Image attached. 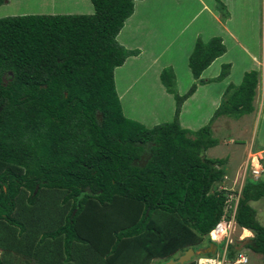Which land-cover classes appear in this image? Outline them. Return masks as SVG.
Listing matches in <instances>:
<instances>
[{"label":"trees","instance_id":"obj_1","mask_svg":"<svg viewBox=\"0 0 264 264\" xmlns=\"http://www.w3.org/2000/svg\"><path fill=\"white\" fill-rule=\"evenodd\" d=\"M135 1L91 0L95 22L87 37L54 55L51 47L25 53L26 16L0 24V264H161L202 246L221 219L229 191L216 188L226 160L206 155L218 144L212 125L220 116L252 113L259 72H245L241 84L226 89L208 124L183 128V103L209 82L203 72L227 51L221 36L199 37L189 56L195 81L185 94L177 92L172 67L161 72L176 99L174 119L153 127L131 121L114 72L139 53L117 38ZM217 8L228 15L222 0ZM50 18L41 35L50 44L61 20L70 30L78 23L67 20L83 19ZM230 69L224 64L213 81ZM262 197L264 176L250 179L236 220L254 233L245 246L264 256V226L250 204Z\"/></svg>","mask_w":264,"mask_h":264},{"label":"rangeland","instance_id":"obj_2","mask_svg":"<svg viewBox=\"0 0 264 264\" xmlns=\"http://www.w3.org/2000/svg\"><path fill=\"white\" fill-rule=\"evenodd\" d=\"M226 1L228 4H230V7L233 9L234 12L240 11L241 8H245L243 3L244 0H226ZM71 4L73 5L69 7ZM208 4L210 6H213L215 4L213 8L214 9L217 8V0H209ZM93 7L94 6L91 0H5V2H3L0 5V24L3 23L2 21H4V19H7L6 17L8 16H18V15L26 16L27 17L26 24L24 23L25 24L24 26L26 28V38H27L26 40L28 41L27 45L30 46L31 48L26 47L25 53L27 55L33 56V49L35 50L36 48H40L41 50L44 49L47 50L51 47L52 55H54L56 53H59L62 49H64L65 51H69L82 44L84 38L87 37L89 30L92 28L95 22L94 20L95 12ZM259 8H260V12H256L250 15L255 18L254 23L249 28V31L246 33L245 38L241 37V39L245 45H248V47L245 46V50L247 52H251V50H253L254 52H256L255 54L257 58L263 61L264 60L263 0H259ZM67 10L72 11L73 13H83L82 16H80L83 19L67 20L69 22L73 21L78 23L74 26L73 29L70 30L68 29V27H71L72 25H69L67 24V22L61 20L63 24H60V26L57 25L58 26L57 29L60 32V34H58L59 37L53 36L51 44L47 39H43V38L41 39V35H43L44 37L45 31L48 30L47 23H48V19L51 20L50 16L55 13H60ZM89 11L90 12L93 11L94 13H90L86 15V13ZM38 15L42 16V18H40L39 21H36L35 16ZM134 19L137 21V23L140 26H143L145 24L143 28L144 31L145 30L148 31L150 29L149 26L152 25L151 28L157 31L160 37L162 35L161 30H163V34L170 33V35H172L173 37L174 35H177V33L175 32H179L177 38L174 39L175 45L186 44L187 42L192 40L196 32H200L201 33L200 36L204 40H209L210 38L215 36L218 32H220V29H218V23L215 20V15L211 12V10L208 9V7H202V5L198 4L197 0H178V1L177 0H143L137 3V13ZM7 22L8 24H10L11 21L7 20ZM79 24L82 25L78 26ZM17 27H20V29L23 28L21 27V24L20 25L17 24ZM171 29H173L175 32H171L170 31ZM12 32L18 38L19 31L13 29ZM251 41L254 44L253 48L251 46ZM159 42L161 44L164 43L165 40H161ZM227 46L229 47L228 58L234 59L232 56H234L236 52L239 53V55L236 56L237 61L235 66V71H237V76L233 78L236 81L243 68V62L248 57V55L241 48H236L232 46L231 42L229 41L227 42ZM167 54L168 53H166V55ZM162 62L164 63L165 61ZM253 64L255 63H247L246 67L253 66ZM147 65L148 63L146 59L145 61H142L136 66H134V64L133 65L129 64L127 68H125L128 70L129 72L128 78H130V79L128 78L126 79L127 83L131 82L134 76L138 77L135 83L137 84L136 87H134V90L131 91V93L128 95L125 102L128 105H131L135 110H139L142 115L144 111H147L146 113L147 115L149 113L150 108L156 109L158 111L159 118L158 119L154 118V120L157 119V121L161 123L170 122L173 120V118L172 115L169 114L163 108L164 105L166 104V99L164 98L163 94L159 92V89L157 87H153L150 90L147 89L148 86L146 85V82L153 80L155 78V71H156L155 68L157 67V65L153 69H146ZM177 66H178L177 92L181 94H185L191 87L192 83L194 82V77L188 62L186 61L181 62ZM136 67H138V69H141L140 72L133 70ZM217 70H218L217 66L212 68L209 72H207L206 76H209L212 73H216ZM116 72H118V76H119L120 75L119 70H117ZM214 88L215 86L208 85L202 88L200 92L204 100L201 101L202 104L200 105L199 108L201 110H204V112H206V115L211 117H213L216 109L215 106L212 105L213 100H210V96L206 92L212 91ZM150 91H152L153 93ZM258 95H259V99L257 103V109L259 108L260 111L258 112L259 113L258 119L256 116L255 125L253 124L254 121H252V124L250 122V119H252L253 116L248 115L244 118V121L239 122L241 125L239 129L232 130L229 132L228 130L230 129H224V128L222 129V131L225 130L229 134H232V136L234 135V138L237 141V143H246V144L249 143L252 139L251 134L253 135V132L255 133L254 135H255V139L257 140V143H259L260 141L264 142V68L260 69V87L258 90ZM190 105L195 109V102H191ZM170 115L171 117H169ZM211 117H207V118H211ZM168 118L171 120L166 121ZM131 119L136 121V119L133 118ZM138 120L139 119H137V121ZM202 120L205 119H198L195 122V126L202 127L208 124V122L210 121V119H208L207 121L205 120V122L203 121V125H202L201 124ZM155 125H152L150 127H153ZM218 132L220 133L219 130ZM255 149L257 150L264 149V145L259 147L258 145H256ZM253 152H259V151H253ZM206 153H208L209 157H214L220 154V150H218L217 148L208 149ZM261 162L264 165V159ZM242 171L243 168L240 171V173ZM240 173H238V178L240 177ZM224 179L227 180L226 185L228 187H233V185L235 186L234 182L236 180L234 182L233 180H231L232 181L231 182L230 180H228L229 177L227 178V176L225 177V175H224ZM253 205L258 210L257 211L258 221L264 226V198L260 199L259 201H255ZM240 232L241 229L239 228L235 236V243L236 244L238 243L239 246H243L245 243L250 242L251 239L254 237L251 234L252 237L250 239L239 242L238 239L239 236L241 235ZM242 237H244V234H242ZM208 242H209L208 238H205L204 241L201 240L199 245L202 246H198L197 248L194 249L196 254L193 256L192 260H194L198 254L204 256L213 254L212 252H208L209 250L212 249V244L210 242L208 244ZM207 244L208 246L204 247ZM214 244L217 246V249H219V243H214ZM248 250L250 255H252L254 258H256L257 254L262 255V253H257L250 248H248ZM183 253H179V255H177L176 258L173 259H177ZM0 254L3 257L4 253L2 251H0ZM7 257L10 258L11 262H13V260L18 259L13 254H9V253L7 254ZM160 261L162 260L161 259L158 260V263H160ZM158 263H154V264H158ZM161 264H165V262ZM253 264H263L262 259L259 258L258 261L254 260Z\"/></svg>","mask_w":264,"mask_h":264},{"label":"crops","instance_id":"obj_3","mask_svg":"<svg viewBox=\"0 0 264 264\" xmlns=\"http://www.w3.org/2000/svg\"><path fill=\"white\" fill-rule=\"evenodd\" d=\"M141 1H143V0H136L135 1V11H134L133 15L126 21L125 26L123 27V29L121 30V32L119 33V35L117 37L119 43L121 45H123L125 48H127L129 50H138L139 53L137 55L129 56L122 66H119L115 69L114 79H115L116 92H117V95L119 96V99H120V102L122 105V112H123L124 116L133 122H137V123L141 122L143 125L150 127L152 125L161 123V122L157 121V119L159 118L158 111L156 109L150 108L149 113L147 115H146L147 111H144L143 115H142L139 110H135L131 105H128L125 102L128 95L131 93V91L134 90V87H136L137 84H135V83L138 79L137 76H134L132 81L127 83L126 79L129 76V72L125 68H127V66L129 64H132V65L134 64V66H136L139 63H141L142 61H145L146 59H147V63H148L146 69H153L157 65V67L155 68V70H156L155 71V78L153 80L146 82V85L148 86L147 89L151 90L153 87H157L159 89V92H161L163 94L164 98L166 99V104L164 105L163 108L169 114H171L172 118L174 119L175 111H176V99L172 93H169L167 91L166 87L162 83L161 72L166 67H172L174 69L175 76H176V88H177V83H178V66L177 65L179 63L185 62V61L189 63V56L193 50V47H194L196 40L199 37H201L200 36L201 33L196 32V34L192 38V40H190L186 44L175 45L174 39L177 38V35H179V32H175L173 29H171L170 31L177 33V35H174V37L172 35H170V33L163 34V30H161L162 35L160 37L159 34L157 33V31H155L151 28L152 25L149 26L150 29L148 31H146V30L144 31L143 28H144L145 24L143 26H140L137 23V21L134 19L136 16V13H137V3L141 2ZM197 1H198V4L202 5V7H208V9L211 10V12L215 15V20L218 23V29H220V32H218L215 36H221L223 38V41L227 47V51L224 55L217 58L203 72L201 78L205 79L206 81H209V82L199 84L196 92L191 97H189L187 100H185V102L183 103V105L181 107V112H180V124H181V126L183 128L190 130V131H195V130L200 128L198 126H195V122L198 119H205L206 121L208 119L211 120L212 117L206 115V112H204V110H201L199 108L200 105L202 104L201 101L204 100L202 95L200 94L202 88H204L205 86H208V85L209 86H215V88L212 91H207L206 93L210 96V100H213L212 105L215 106V109H217L220 106V104L224 98V93H225L226 89L230 85L241 84L243 77H244V74L247 71L257 70L259 72L258 85L256 88V94H255L254 101H253L254 110L252 111V113L245 114L240 118H232L229 116H220L214 121V123L212 125L214 137H216L218 139V144L212 148H209V149L217 148L218 150H220V154L216 155L214 157H211V158H223L226 160V164L224 166L225 177L226 176H227V178L229 177L228 180H230V181L233 180V182L236 180L234 182L235 186L233 185V187H229V188H233V189L237 190L239 188V186L237 185V180L239 179L238 173H240L243 166L245 165L248 155L251 153H254L253 151H259L260 153H262V155H264V149H260V150L255 149L256 145H258V147L262 146V145H264V142L260 141L259 143H257V140L255 139V135H254L255 133L254 132H253L254 136L251 134L252 139L247 144L246 143H237V141L234 138V135L232 136V134L228 133L229 131L239 129L241 127L239 122L244 121V118L248 115L253 116L252 119H250V122L252 124V121H254L253 124L255 125L256 124V116L258 119V115H259L258 112L260 111L259 108L257 109V103H258V99H259L258 90L260 87V69L264 68V60L263 61L259 60L255 54L256 52H254L253 50H251V52H247L245 50V46L248 47V45H245L241 39V37L245 38L246 33L249 31V28L254 23L255 18L253 16H250V15L254 14L256 12H260L259 0H244L243 3H244L245 8H241L240 11H236V12L233 11V9L230 7V4H228L226 0H222L223 3L227 7L228 15L226 17H224L222 15V12H220L221 10H219L216 7H215L216 9L213 8V6L215 4L213 6H210L208 4L209 0H197ZM72 5L73 4H71L69 7H71ZM212 9H213V11H212ZM90 13H94V12L89 11L86 13V15H88ZM82 14L83 13H73L72 11L67 10V11H63L60 13H55L51 16H82ZM185 15H186V13H185ZM263 19H264V0H263ZM161 40H165V42L160 44L159 41H161ZM228 41L231 42L232 46H234L236 48H241L248 55V57L243 62V68H242L241 73L239 74L236 81L233 78L235 76H237V71H235V66H236V61H237L236 56L239 55V53L236 52V54L234 56H232L234 59L228 58V54H229V47L227 46ZM253 45L254 44L251 41L252 48H253ZM166 53H168V54L166 55ZM162 61H165V62L163 63ZM226 63L231 64V69H230L229 75L226 78H224L223 80L213 81V79H216L218 77V75L220 74V72L222 70V66ZM247 63H255V64H253V66H250V67L247 66L246 67ZM216 66L218 67L217 72L212 73L209 76H206L207 72H209L212 68H214ZM117 70H119V72H120L119 76H118V72H116ZM133 70L140 72L141 69H138V67H136ZM128 79H130V78H128ZM194 81H195V79H194ZM122 85L125 87H123ZM137 89H138V87H137ZM150 92H152V91H150ZM179 94H181V93H179ZM191 102H195V109L196 110L190 105ZM157 104H158V102H157ZM130 108H131V111H130ZM201 111H202V113H201ZM171 115L169 117H171ZM201 116H202V118H201ZM207 117H211V118H207ZM131 118L136 119V121L132 120ZM154 118H157V119L154 120ZM137 119H139L138 121H140V122H138ZM169 120H171V119L168 118L166 121H169ZM205 120H202V122H201L202 125H203V121L205 122ZM233 127H235V128H233ZM223 128L224 129H230V130H228V132H226L225 130L222 131ZM218 130L220 131V133L218 132ZM216 131H217V133H216ZM206 155L208 156V153H206ZM263 159H264V156H263ZM263 168H264V166H263ZM262 177H263V175H262ZM226 183H227V180L224 179V181L222 180V182H219L216 184V188H218V189L220 187L223 188V186L228 188ZM221 184H224V185H221ZM241 194H242V191H241ZM262 198H264V197H262ZM259 200H253L250 202V204L254 207L253 203L255 201H259ZM256 218H257V216H256ZM239 228L241 229V232H240L241 235L239 236V239H238L239 242L250 239L252 237V235L254 236L253 231H251L250 229L245 228V227H241V226L238 227V229ZM244 229L251 231L252 235L249 237H242ZM236 234H237V232H236ZM205 238H207V236H205L204 239ZM208 244H209V242H208ZM208 244L205 245L204 247L208 246ZM245 244L243 246H239V244L237 243L234 247H235V249L245 248L248 250L249 247L247 248V246H245ZM248 252H249V250H248ZM250 256L252 259V264H253L254 260L258 261L259 258L262 259V263L264 264L263 254L262 255L257 254L256 258H254L252 255H250ZM154 263H158V260L156 259V261Z\"/></svg>","mask_w":264,"mask_h":264},{"label":"built area","instance_id":"obj_4","mask_svg":"<svg viewBox=\"0 0 264 264\" xmlns=\"http://www.w3.org/2000/svg\"><path fill=\"white\" fill-rule=\"evenodd\" d=\"M262 160L263 155L259 152L248 155L243 171L237 180L239 185L237 192L230 189L231 191L226 198L224 213L220 221L208 234L209 242L219 243L221 249L212 255H198L195 257L197 264H252V259L247 249L238 248L230 251V246L235 244L237 230L236 213L241 191L250 179L258 180L262 177L264 171Z\"/></svg>","mask_w":264,"mask_h":264},{"label":"water","instance_id":"obj_5","mask_svg":"<svg viewBox=\"0 0 264 264\" xmlns=\"http://www.w3.org/2000/svg\"><path fill=\"white\" fill-rule=\"evenodd\" d=\"M217 246L213 243L212 244V249L209 250L208 252H216ZM196 254L195 250L193 247H190L180 255L177 259H170L169 261H166L165 264H185L187 262H190L193 258V256Z\"/></svg>","mask_w":264,"mask_h":264},{"label":"clouds","instance_id":"obj_6","mask_svg":"<svg viewBox=\"0 0 264 264\" xmlns=\"http://www.w3.org/2000/svg\"><path fill=\"white\" fill-rule=\"evenodd\" d=\"M263 166H264V165H263ZM263 172H264V171H263ZM262 175H263V174H262ZM237 188H238V187H237ZM221 189H225V190L229 191L228 193H230V191H231L230 189H233V188H229V187L226 188V187L223 186V188H221ZM233 190L236 191V189H233ZM236 192H237V191H236ZM238 204H239V203H238ZM237 208H238V207H237ZM219 221H220V220H219ZM236 221H237V220H236ZM238 227H240V225L237 223V230H238ZM237 230H236V232H237ZM209 233H210V232H209ZM209 233H208V234H209ZM208 234L206 235L207 238H208ZM235 236H236V235H235ZM210 243L213 244L212 242H210ZM215 243H216V242H215ZM235 245H236V243H235L234 245H232V246H235ZM220 249H221V246L219 245V249H216V252H218V250H220ZM234 250H235V249H234ZM216 252H214L213 254H215ZM198 255H199V254H198ZM198 255H197V256H198ZM211 255H212V254H211ZM197 256H196V257H197ZM194 260H195V259H194ZM195 262H196V261H195ZM196 264H197V263H196Z\"/></svg>","mask_w":264,"mask_h":264},{"label":"bare ground","instance_id":"obj_7","mask_svg":"<svg viewBox=\"0 0 264 264\" xmlns=\"http://www.w3.org/2000/svg\"><path fill=\"white\" fill-rule=\"evenodd\" d=\"M243 234H244V237H249V236H251V231L244 229Z\"/></svg>","mask_w":264,"mask_h":264}]
</instances>
